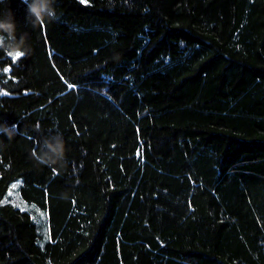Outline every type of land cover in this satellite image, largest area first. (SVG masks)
Returning a JSON list of instances; mask_svg holds the SVG:
<instances>
[{
    "label": "trees",
    "instance_id": "obj_1",
    "mask_svg": "<svg viewBox=\"0 0 264 264\" xmlns=\"http://www.w3.org/2000/svg\"><path fill=\"white\" fill-rule=\"evenodd\" d=\"M8 7L32 52H0V264H264V0Z\"/></svg>",
    "mask_w": 264,
    "mask_h": 264
},
{
    "label": "clouds",
    "instance_id": "obj_2",
    "mask_svg": "<svg viewBox=\"0 0 264 264\" xmlns=\"http://www.w3.org/2000/svg\"><path fill=\"white\" fill-rule=\"evenodd\" d=\"M57 0H21L25 5V22L33 30L42 28L46 23L57 20L56 11ZM9 0H0V5L5 6V10L0 12V52L13 61H20L32 52L28 43L29 34L19 33L15 15L10 7ZM35 131L40 132V125L35 126ZM19 125L8 124L7 121H0V136L7 137L8 140L19 135ZM4 146L0 144V149ZM68 147L64 136L59 131L49 135H43L36 141L30 156L36 164L55 168L63 167L67 157ZM62 198H68L67 194H62Z\"/></svg>",
    "mask_w": 264,
    "mask_h": 264
},
{
    "label": "snow or ice",
    "instance_id": "obj_3",
    "mask_svg": "<svg viewBox=\"0 0 264 264\" xmlns=\"http://www.w3.org/2000/svg\"><path fill=\"white\" fill-rule=\"evenodd\" d=\"M80 2H81L82 4H86V3L88 2V0H80ZM3 94H5V93L0 92V95H3Z\"/></svg>",
    "mask_w": 264,
    "mask_h": 264
},
{
    "label": "rangeland",
    "instance_id": "obj_4",
    "mask_svg": "<svg viewBox=\"0 0 264 264\" xmlns=\"http://www.w3.org/2000/svg\"><path fill=\"white\" fill-rule=\"evenodd\" d=\"M0 92L7 93L6 90L2 89L1 87H0Z\"/></svg>",
    "mask_w": 264,
    "mask_h": 264
}]
</instances>
